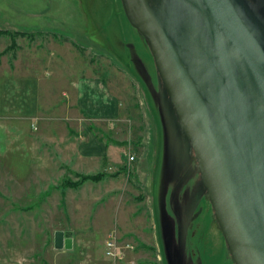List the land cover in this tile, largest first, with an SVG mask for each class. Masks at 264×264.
I'll return each instance as SVG.
<instances>
[{
	"label": "rangeland",
	"instance_id": "rangeland-1",
	"mask_svg": "<svg viewBox=\"0 0 264 264\" xmlns=\"http://www.w3.org/2000/svg\"><path fill=\"white\" fill-rule=\"evenodd\" d=\"M241 1L264 24V0ZM50 53L56 63L59 57L70 64L74 80L85 70L101 75L118 100L117 116L94 118L72 104L71 119L56 115L59 125L49 139L31 131L36 125L28 117L29 106L19 114L7 109L11 117L23 118L5 122L1 108L15 100L6 83L21 74L15 65L32 56L45 60ZM164 100L173 111L148 44L128 22L121 0H0V125L5 122L0 131V264H113L105 255L111 236L133 245L123 250L118 264H167L164 232L169 228L167 234H173L171 222L177 225L181 213L176 194L188 199L189 213L210 214V223L202 227H208L206 240L216 248L206 243L205 250L217 253L215 259L224 253L223 263L235 264L176 117L177 133L170 132L176 142L168 146L169 122L159 106ZM15 123L24 131L14 133ZM86 127L107 147L114 145L112 162L122 153L136 161L103 167L119 173L103 183L66 186L79 180L73 165L78 145L92 137L84 133ZM42 154L52 165L48 179L36 173ZM134 164L141 171L129 176ZM98 169L88 172L102 166ZM196 229L189 222L187 244ZM56 231L71 239V247H55ZM197 259L190 264H201Z\"/></svg>",
	"mask_w": 264,
	"mask_h": 264
},
{
	"label": "water",
	"instance_id": "water-1",
	"mask_svg": "<svg viewBox=\"0 0 264 264\" xmlns=\"http://www.w3.org/2000/svg\"><path fill=\"white\" fill-rule=\"evenodd\" d=\"M121 4L148 44L234 263L264 264V24L241 0ZM54 245L71 239L56 231Z\"/></svg>",
	"mask_w": 264,
	"mask_h": 264
},
{
	"label": "crops",
	"instance_id": "crops-1",
	"mask_svg": "<svg viewBox=\"0 0 264 264\" xmlns=\"http://www.w3.org/2000/svg\"><path fill=\"white\" fill-rule=\"evenodd\" d=\"M19 55V54H18ZM42 56V55H41ZM40 56V58H41ZM19 59V57H17ZM16 58V59H17ZM59 63H56L55 56L53 54L46 55L45 60L37 59L32 56L30 61L23 60L21 63L15 65L17 72L21 74L14 77L12 81L6 83V87L12 89L15 100L12 103L14 105L9 106L4 105L1 108V114H4L5 122L14 119L16 121L22 119V116L11 117L8 111L14 113H21L23 111V105L26 109H29L28 117L32 118L34 122V130L38 131V134H42L43 137L49 139L53 136L54 126L59 125V122L55 124L56 115H61L59 119H71L72 114V104H77L86 114L91 115L94 118H105L113 119L117 116L118 112V100L113 95L111 87L108 85L107 81L99 74H94L93 71L85 70L83 74L76 77L75 80L71 78V66L69 63L67 65L64 62H60V58H57ZM39 61V62H38ZM88 71V72H87ZM29 73V75H28ZM30 97L28 99L26 98ZM58 105L56 106V104ZM4 107V108H3ZM12 107V108H11ZM4 109V110H3ZM80 110V111H82ZM4 122V124H5ZM4 124L0 125V131L4 130ZM70 125L66 128V131H70ZM14 133L18 131H24L23 128L15 123V126L11 128ZM87 131L85 134H89L90 131L86 127ZM63 131V129H62ZM7 131L6 133H8ZM37 134V136H39ZM81 135V134H80ZM83 135V133H82ZM90 136L92 134L90 133ZM94 137V139H92ZM87 142L79 144L76 150V160L73 165L75 173L81 174H96L102 173L103 176L98 181L97 184L103 183L105 179L115 178L119 173L105 172L103 167L113 164H123L125 160V153L121 154L120 160L111 161V155L115 152L114 145L108 146L105 143H101L100 139L96 138L95 135ZM69 139V137H67ZM41 151V149H40ZM48 152V150H45ZM48 154V153H47ZM45 154L40 155V159H37L36 173L42 178H49L48 169L52 167L51 162L48 160ZM135 159V158H134ZM136 159L133 161V163ZM132 162V161H131ZM102 166V170L100 167ZM115 166V165H114ZM126 170L125 166L122 165ZM99 168V169H98ZM91 169H98L100 171L95 173H90ZM135 169V171H134ZM81 171V172H80ZM140 168L136 169L134 164L132 174H139ZM46 174H45V173ZM89 181H86L87 183ZM84 183V184H85Z\"/></svg>",
	"mask_w": 264,
	"mask_h": 264
},
{
	"label": "flooded vegetation",
	"instance_id": "flooded-vegetation-1",
	"mask_svg": "<svg viewBox=\"0 0 264 264\" xmlns=\"http://www.w3.org/2000/svg\"><path fill=\"white\" fill-rule=\"evenodd\" d=\"M164 99V98H163ZM165 102V103H164ZM159 106L161 108L162 114L165 118V122L167 124L168 123V131L167 133H169V145L170 147H172L171 145L173 143L176 142V139H174L172 137V133L176 132L175 127L176 126V121H175V116H174V112L171 110V108L168 106L167 102L161 101L159 102ZM172 132V133H170ZM173 141V143H172ZM176 198L179 201V208L181 209V213H177L178 217H179V222L178 224L174 225L173 222H171V226L173 229V234L168 235L167 231L164 232V259L165 262L167 264H190V261L192 259L195 260V256L198 255V257L200 258L197 259V261L201 264H224L223 260H222V256L220 255L215 259V255L217 253H212V250H205V248L207 247L205 244L208 243L209 245V241L206 240V233L208 230V227H202L205 225H208L209 222V216L208 213H199L197 212V209L193 210L192 213L188 212V199H185L183 197H180L179 195L176 194ZM177 201V200H176ZM205 214V215H204ZM189 222H191V224H193V227L195 226V228H197L195 230V232L191 233L189 242L187 244L186 239H185V232L186 231V227L188 226ZM170 226V225H169ZM201 232L202 235H197L198 231ZM200 234V233H199ZM196 236V237H195ZM202 239H199V238ZM197 239L198 242H197ZM205 239V240H204ZM194 240H196L195 243V247L191 248L190 244L191 242H193ZM185 242V243H184ZM195 242V241H194ZM210 248H214V246H210ZM218 255V254H217Z\"/></svg>",
	"mask_w": 264,
	"mask_h": 264
},
{
	"label": "built area",
	"instance_id": "built-area-1",
	"mask_svg": "<svg viewBox=\"0 0 264 264\" xmlns=\"http://www.w3.org/2000/svg\"><path fill=\"white\" fill-rule=\"evenodd\" d=\"M126 161L127 163H131V161L134 160V156L131 154H126ZM133 248V245L126 243L122 244L118 242L117 238L115 236H111L108 238L106 241V250H105V255L110 258L114 263L113 264H118V260L121 259L124 256V249H131ZM19 264H29V263H19ZM128 264H133L132 262H129Z\"/></svg>",
	"mask_w": 264,
	"mask_h": 264
},
{
	"label": "trees",
	"instance_id": "trees-1",
	"mask_svg": "<svg viewBox=\"0 0 264 264\" xmlns=\"http://www.w3.org/2000/svg\"><path fill=\"white\" fill-rule=\"evenodd\" d=\"M76 176L79 177V180L78 182H68V184L66 186H71V187H74V186H78L82 183H84L85 181H98L102 178L103 174L102 173H96V174H78V173H75Z\"/></svg>",
	"mask_w": 264,
	"mask_h": 264
},
{
	"label": "bare ground",
	"instance_id": "bare-ground-1",
	"mask_svg": "<svg viewBox=\"0 0 264 264\" xmlns=\"http://www.w3.org/2000/svg\"><path fill=\"white\" fill-rule=\"evenodd\" d=\"M208 201V200H207ZM210 203V202H209ZM216 219V218H215ZM233 259V258H232ZM230 260V259H229ZM231 261V260H230Z\"/></svg>",
	"mask_w": 264,
	"mask_h": 264
}]
</instances>
